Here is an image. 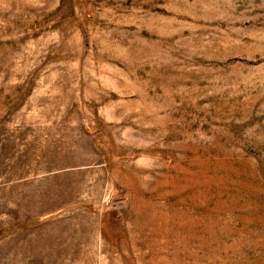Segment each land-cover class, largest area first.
I'll list each match as a JSON object with an SVG mask.
<instances>
[{
  "label": "rangeland",
  "instance_id": "rangeland-1",
  "mask_svg": "<svg viewBox=\"0 0 264 264\" xmlns=\"http://www.w3.org/2000/svg\"><path fill=\"white\" fill-rule=\"evenodd\" d=\"M0 264H264V0H0Z\"/></svg>",
  "mask_w": 264,
  "mask_h": 264
}]
</instances>
